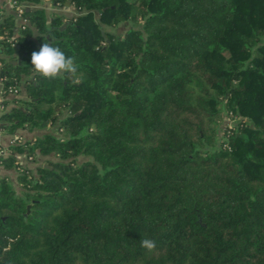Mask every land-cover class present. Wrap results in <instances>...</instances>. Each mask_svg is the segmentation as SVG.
<instances>
[{
    "label": "trees",
    "instance_id": "obj_1",
    "mask_svg": "<svg viewBox=\"0 0 264 264\" xmlns=\"http://www.w3.org/2000/svg\"><path fill=\"white\" fill-rule=\"evenodd\" d=\"M70 4L22 29L0 6L2 88L25 91L0 127L61 133L9 147L50 168L0 159L21 188L0 176V264H264V0ZM44 43L77 71L34 74ZM223 109L239 119L218 141Z\"/></svg>",
    "mask_w": 264,
    "mask_h": 264
},
{
    "label": "crops",
    "instance_id": "obj_2",
    "mask_svg": "<svg viewBox=\"0 0 264 264\" xmlns=\"http://www.w3.org/2000/svg\"><path fill=\"white\" fill-rule=\"evenodd\" d=\"M23 2H24L25 7H29L30 10L35 9V8L43 9L48 19L54 14L70 16L73 13H75V8L70 3L68 5L64 4L63 6H59V5L53 4L51 0H39L37 2L23 0ZM0 6L2 8H5V0H0ZM0 87H1V84H0ZM20 87L21 89L18 94V97H25V91L22 86ZM38 130H40L41 132H38ZM38 130L37 128L28 129V127H19L12 131H8L0 127V150H1L0 157L4 158L8 155H14L16 160H18V162L20 163V165L25 166V167H30V168H34L39 163H42V162L44 163L46 159H56L57 157L53 154H52V158L48 154L41 155V156H38V154H36V158L34 157L28 160L27 159L28 153L26 150L22 152H16V151L11 152V149L9 148L11 145L22 143L23 141L30 139L34 136H39L44 132H51L56 135H61V133H59L56 130V125L54 126V129H52L51 131H46L43 128H39ZM17 174H18V170L14 166L4 167L0 163V176H7L13 185L19 183L17 181ZM19 189L21 188L19 187Z\"/></svg>",
    "mask_w": 264,
    "mask_h": 264
},
{
    "label": "clouds",
    "instance_id": "obj_3",
    "mask_svg": "<svg viewBox=\"0 0 264 264\" xmlns=\"http://www.w3.org/2000/svg\"><path fill=\"white\" fill-rule=\"evenodd\" d=\"M31 66L34 74L45 79H55L65 72L75 73L77 65L75 58L66 56L58 47L44 43L39 51L31 54ZM141 247L151 252L156 248V242L151 239L141 240Z\"/></svg>",
    "mask_w": 264,
    "mask_h": 264
},
{
    "label": "built area",
    "instance_id": "obj_4",
    "mask_svg": "<svg viewBox=\"0 0 264 264\" xmlns=\"http://www.w3.org/2000/svg\"><path fill=\"white\" fill-rule=\"evenodd\" d=\"M60 6V5H59ZM24 10H26V7L24 5L23 0H5V8H3V11H5L6 13L12 14L15 18H16V22H17V28H24L26 25H29V20L28 18L24 15ZM76 10V9H75ZM76 13V11H75ZM3 78L0 77V110H7L9 109V106H12L14 104L13 99L18 97V94L20 92L21 89V85L20 86H15V85H11L7 88V90H3L2 88V84H3ZM228 115L232 118L233 123L239 119V117L237 118L236 116H233V114L231 112H228ZM232 126V124H231ZM229 126V127H231ZM227 127V128H229ZM226 128V127H225ZM224 128V129H225ZM224 129H223V133H224ZM229 131H227L228 133ZM222 133V136H223ZM226 133V135H227ZM226 139V137H223ZM224 139V140H225ZM226 143H223V146H225ZM0 154H1V150H0ZM28 160L32 159L33 157L31 155H28ZM1 159V157H0ZM18 162V160H17ZM19 167H22V165H20V163L18 162ZM19 170V168H18Z\"/></svg>",
    "mask_w": 264,
    "mask_h": 264
},
{
    "label": "rangeland",
    "instance_id": "obj_5",
    "mask_svg": "<svg viewBox=\"0 0 264 264\" xmlns=\"http://www.w3.org/2000/svg\"><path fill=\"white\" fill-rule=\"evenodd\" d=\"M131 24V22L130 21H124V22H120L119 24H117L116 26H114V27H109V26H103L102 25V28L104 27V30L106 29V30H108L109 32H111V33H114V34H121L124 30H125V28L127 27V26H129ZM228 112L229 111H227L226 109H223L221 112H220V114H219V116L216 118V131H217V139H218V141L220 140H222V139H225V138H223L222 137V133H223V129L225 128V127H229V126H231V124H233V120H232V118L228 115ZM54 126H55V124H48L47 126H45L43 129H45L46 131H51L52 129H54ZM39 128H37V130H38ZM41 130V129H40ZM40 130H38V132H41ZM29 155V154H28ZM48 155H50L51 156V158H52V154H48ZM32 157H33V155H31ZM34 158V157H33ZM28 159V158H27ZM86 159H90V160H92V158L90 157V156H87V155H78L76 158H75V160H76V162L77 163H80L81 161H83V160H86ZM13 185V184H12ZM13 187H14V189H15V191L17 192L18 191V193H20L21 192V189H19V183L18 184H15V185H13Z\"/></svg>",
    "mask_w": 264,
    "mask_h": 264
},
{
    "label": "water",
    "instance_id": "obj_6",
    "mask_svg": "<svg viewBox=\"0 0 264 264\" xmlns=\"http://www.w3.org/2000/svg\"><path fill=\"white\" fill-rule=\"evenodd\" d=\"M70 3V0H66L65 1V5H68ZM28 10H30V8L29 7H26V11H28ZM65 24H66V22H63L60 26H59V29H62L64 26H65ZM101 34L103 35V36H105L104 35V31L101 29ZM37 154H38V151H37ZM43 166H45V167H47V168H50V165H48L47 163H44L43 164ZM28 210H29V204L27 205V211H26V213L28 212ZM25 213V214H26Z\"/></svg>",
    "mask_w": 264,
    "mask_h": 264
}]
</instances>
